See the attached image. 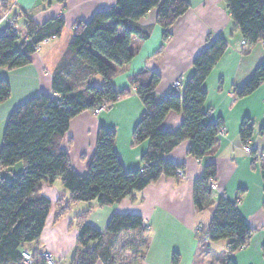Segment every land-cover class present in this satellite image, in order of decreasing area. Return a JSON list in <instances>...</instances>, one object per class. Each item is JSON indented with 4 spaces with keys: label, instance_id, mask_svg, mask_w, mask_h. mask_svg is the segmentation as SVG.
Segmentation results:
<instances>
[{
    "label": "trees",
    "instance_id": "1",
    "mask_svg": "<svg viewBox=\"0 0 264 264\" xmlns=\"http://www.w3.org/2000/svg\"><path fill=\"white\" fill-rule=\"evenodd\" d=\"M50 3L51 0H41ZM65 3L66 0H57ZM233 22V32H239L249 45L264 43V0H224ZM15 0L3 3L8 11ZM190 8L189 0H117V5L100 10L89 21L79 20L73 26V35L67 52L52 76V94L39 93L16 107L6 121L3 144L0 149V172L17 163L23 171L9 180L0 179V264H23L25 244L40 238L50 213L52 202L40 194L43 184L61 180L70 191L67 203H57V217L64 215L73 204L97 201L100 206L120 203L156 183L161 177L180 180L184 164L165 159L176 146L189 141V155L201 160L215 147L223 128L222 120H214L204 110L208 92L205 82L228 49L225 36L209 39L208 44L193 61V72L183 92L169 91L161 100L156 88L161 75L143 70L131 78L144 110L133 130V141H149L142 155V167L128 171L116 151V132L102 125L97 134L94 154L88 162L87 174L80 175L70 161L62 141L73 118L84 111L111 108L128 90H118L114 79L130 69L135 57L133 38L146 40L150 29L139 25V20L157 9L156 22L163 28L161 48L156 58L166 52L165 42L172 33L171 26ZM21 19V20H19ZM65 28L63 17L40 24L26 12H18L12 25L0 34V68L15 70L31 63L38 46L49 39L60 37ZM95 76L102 78L97 84ZM264 82V61L259 64L247 82L234 90V100L253 93ZM11 96L8 80L0 79V104ZM171 111L182 112L184 119L175 131L161 125ZM255 127L244 118L240 139L246 147L252 145ZM264 138V126L260 129ZM252 165L261 161L264 180V155L253 149ZM217 166L209 163L203 175L193 185V200L198 212L213 202L211 183L216 181ZM246 189L238 191L235 201L219 197L213 219L207 228V239L201 242L228 241L227 257L223 264H236L231 255L244 248L254 230L239 210ZM87 213L78 217L79 234L72 264H117L115 248L119 235L136 233L139 238L149 235L144 218L134 213H115L105 232L86 221ZM96 242L93 247L90 244ZM131 264H140L148 247ZM264 254V245L262 248ZM33 264H47L42 254L32 253ZM173 264H179L178 254Z\"/></svg>",
    "mask_w": 264,
    "mask_h": 264
},
{
    "label": "crops",
    "instance_id": "2",
    "mask_svg": "<svg viewBox=\"0 0 264 264\" xmlns=\"http://www.w3.org/2000/svg\"><path fill=\"white\" fill-rule=\"evenodd\" d=\"M0 0V34L10 25L18 12H26L40 24L50 19L63 17L65 28L60 37L42 42L25 67L8 70L0 68V79H6L11 86L10 98L0 104V149L6 121L20 104L43 92L52 94V76L69 48L75 22L89 21L100 10L117 5V0H66L50 3L41 0H15L14 5L4 11ZM189 10L171 26V37L165 42L166 52L159 58L155 54L161 48L163 28L157 24V9L139 20V25L150 29L146 40L133 38L135 57L130 69L114 79L118 90L129 93L119 99L111 108L98 114L84 111L73 118L65 134L62 147L68 151L72 167L80 174H87L88 162L95 151L97 134L102 125L116 132V151L128 171L142 167L141 157L149 147V141L135 144L133 130L144 110L137 90L130 83L131 78L143 70L155 71L161 75L156 96L161 100L169 91L183 92L193 72L196 55L204 50L209 39L225 36L228 49L205 82L208 97L204 110L214 120H222L224 133L218 137L214 149L203 159L189 155L190 142L176 146L165 159L184 164V176L180 180L161 177L156 183L125 198L120 203L100 206L97 201L79 202L61 217H57V203L69 201L70 191L61 180L54 184H43L40 194L52 202L50 213L39 239L26 243L25 250L44 254L50 252L58 264H72L79 234L78 217L87 213L86 221L105 232L115 213L141 215L149 230L148 247L140 264H173L178 254L179 264H223L227 257L228 241L201 242L209 227L219 197L226 196L235 201L238 191L245 188L239 210L248 225L254 230L249 243L231 258L236 264H264V180L261 161L248 153L240 139V128L244 118L252 120L255 127L252 145L257 155H264V138L260 129L264 126V82L250 95L234 100V90L243 86L255 69L264 61V43L249 45L242 34L233 32V22L224 0H189ZM21 20V19H19ZM97 84L102 83L95 76ZM179 80L180 85L174 87ZM184 119L182 112L171 111L161 127L175 131ZM217 166L213 202L198 212L193 200V185L203 175L209 163ZM14 167V168H13ZM19 163L2 170V177L10 179L23 171ZM205 241V239H204ZM96 242L90 244L93 247ZM11 264V263H10ZM97 264H104L99 261Z\"/></svg>",
    "mask_w": 264,
    "mask_h": 264
},
{
    "label": "rangeland",
    "instance_id": "3",
    "mask_svg": "<svg viewBox=\"0 0 264 264\" xmlns=\"http://www.w3.org/2000/svg\"><path fill=\"white\" fill-rule=\"evenodd\" d=\"M19 164L22 165L23 163L20 162ZM179 176L182 178L184 174ZM10 179H12L11 176ZM147 240L148 235H146L143 239L139 238L136 233L119 235L117 245L114 250L117 264H131L135 257H139L141 253H143Z\"/></svg>",
    "mask_w": 264,
    "mask_h": 264
},
{
    "label": "built area",
    "instance_id": "4",
    "mask_svg": "<svg viewBox=\"0 0 264 264\" xmlns=\"http://www.w3.org/2000/svg\"><path fill=\"white\" fill-rule=\"evenodd\" d=\"M180 85V81L177 80L175 83H174V87H178ZM106 110V107H101V108H97L94 110V112L96 114L102 112ZM221 133H224V128L221 129ZM253 145L249 144L248 146H246V150L248 152H252L253 150ZM184 174V171H180L179 172V175H183ZM211 188L213 190L217 189V184L216 182H212L211 183ZM205 240L207 239V236H204ZM22 256H23V264H33V256H32V252H30L29 250H24L22 252ZM42 257L46 260V263L47 264H58V262L54 259L53 255L50 253V252H45L44 254H42Z\"/></svg>",
    "mask_w": 264,
    "mask_h": 264
}]
</instances>
